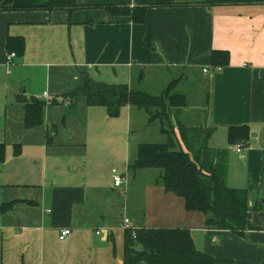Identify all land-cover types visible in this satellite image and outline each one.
Instances as JSON below:
<instances>
[{
  "label": "crops",
  "instance_id": "0c3cea01",
  "mask_svg": "<svg viewBox=\"0 0 264 264\" xmlns=\"http://www.w3.org/2000/svg\"><path fill=\"white\" fill-rule=\"evenodd\" d=\"M5 1L0 0V264H123L125 220L118 245L112 216L126 212L134 217H125L133 229L188 230L197 249L216 264H264V4L79 0L70 14L48 10V0L3 6ZM109 6L144 8L145 20L115 16ZM9 38L24 41L11 68ZM86 76L132 87L137 80L134 89L153 95L173 84L172 93L187 99L176 118L189 129L210 131L208 145L223 157L227 186L249 193L244 232L206 228V217L166 193L158 173L131 171L142 144L132 140L133 132L138 137L158 121L149 123L146 111L132 107L117 118L85 100L71 108L63 98L83 86ZM143 81L157 90L140 87ZM31 99L47 102L43 124L33 129L25 125ZM53 100L60 103L50 105ZM237 126L249 127L246 143H230L229 129ZM239 144L247 146L240 156ZM114 169L126 179L123 188L113 185ZM5 205L10 207L3 210ZM63 230L71 235L61 241Z\"/></svg>",
  "mask_w": 264,
  "mask_h": 264
},
{
  "label": "trees",
  "instance_id": "16d2710c",
  "mask_svg": "<svg viewBox=\"0 0 264 264\" xmlns=\"http://www.w3.org/2000/svg\"><path fill=\"white\" fill-rule=\"evenodd\" d=\"M208 1L212 5L264 4V0ZM79 7V0H48L47 5L50 11L67 10L70 14ZM106 9L115 16H130L137 24L144 22L146 16L144 8L109 6ZM19 47L24 49L21 38H9V52L17 55ZM222 58L228 59V54H223ZM172 87L173 84L161 95H153L130 85H109L86 76L84 85L74 89L63 100L69 101L71 108H75L79 100H85L91 107L105 108L110 118L119 117L125 107L146 111L151 123L159 121L162 124L161 133L166 141L162 144H140L130 170H159V180L165 192L183 199L188 212L203 214L206 217V228L242 234L250 217L249 193L227 186L223 157L211 151L208 145L210 131L189 129L176 118L179 111L187 107V99L183 95L172 93ZM58 103L60 102L53 100L50 105ZM25 105L26 127H40L47 102L31 99ZM249 134L247 126L231 127L229 141L234 145L246 143ZM180 138L185 140V147L181 146ZM4 155L5 148L0 145V160L4 159ZM9 207L5 205L2 209ZM216 263L213 258L197 249L191 233L186 229L137 228L124 232L123 264Z\"/></svg>",
  "mask_w": 264,
  "mask_h": 264
},
{
  "label": "rangeland",
  "instance_id": "374dc122",
  "mask_svg": "<svg viewBox=\"0 0 264 264\" xmlns=\"http://www.w3.org/2000/svg\"><path fill=\"white\" fill-rule=\"evenodd\" d=\"M133 87H138L137 80L135 81V84L133 85ZM140 87L147 88V89H151L150 91L157 90L155 84L154 83H150L149 81H145V82L143 81V83L140 85ZM172 111L174 112L175 109H173ZM147 116H148V121H150L149 115H147ZM171 118H173V116ZM172 120H173V122L175 121L174 118ZM149 123H151V121ZM159 128H160V124H159V121H158L156 124H154L153 126H150L147 130H145L142 133H140L138 137H135V134L133 132V134H132V140L133 141L136 140V141L141 142V143H153V144L160 143V144H162L165 141L163 142V138L164 137L161 136V134L159 132ZM191 139H192V136L190 135V140ZM194 142H196V141H194ZM152 172H155V173H158V175H161V172L159 170H152ZM159 177L157 176L158 180H159ZM159 184L162 185V183H161L160 180H159ZM125 217H129L131 219L134 218L133 215L131 214V212H126L125 214L124 213L115 214L114 216H112V219L114 218L116 220L115 221V226L116 227L119 226L116 229V231H115V236L117 238L118 245L122 243V234H123V231L120 229V225L125 220ZM136 222H137V220H136ZM136 222H135V224L138 225L139 223H136ZM146 222H149V220H146ZM133 228H135V227H133Z\"/></svg>",
  "mask_w": 264,
  "mask_h": 264
},
{
  "label": "built area",
  "instance_id": "2783aa9c",
  "mask_svg": "<svg viewBox=\"0 0 264 264\" xmlns=\"http://www.w3.org/2000/svg\"><path fill=\"white\" fill-rule=\"evenodd\" d=\"M17 57L15 52H9V54L7 55L6 58V66L7 68H11L13 66L14 60ZM217 71H221L222 68L221 67H216L215 68ZM205 73H209V69H205L204 70ZM45 98H47V94L45 93ZM247 146L244 144H239L236 146L235 150L236 153L240 156L245 150H246ZM112 181H113V185L115 188H123L126 185V179L125 177L118 172V170L114 169L112 171ZM122 228L124 230H133L132 228V224L130 219H125L124 224L122 226ZM71 235V231L70 230H63L60 234V240L63 241L65 240L68 236Z\"/></svg>",
  "mask_w": 264,
  "mask_h": 264
},
{
  "label": "water",
  "instance_id": "95a60500",
  "mask_svg": "<svg viewBox=\"0 0 264 264\" xmlns=\"http://www.w3.org/2000/svg\"><path fill=\"white\" fill-rule=\"evenodd\" d=\"M12 3H13V0H6V1L3 3V6L11 5Z\"/></svg>",
  "mask_w": 264,
  "mask_h": 264
}]
</instances>
